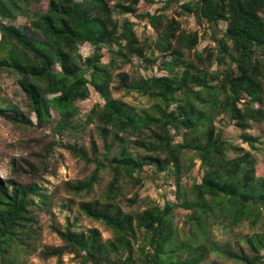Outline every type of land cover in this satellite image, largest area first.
Returning a JSON list of instances; mask_svg holds the SVG:
<instances>
[{
  "label": "trees",
  "instance_id": "obj_1",
  "mask_svg": "<svg viewBox=\"0 0 264 264\" xmlns=\"http://www.w3.org/2000/svg\"><path fill=\"white\" fill-rule=\"evenodd\" d=\"M171 4L205 24L214 45L189 56L199 33L166 15ZM263 12L264 0H0V80L5 72L16 76L36 123L1 93L0 117L42 126L53 121L54 110L55 130L61 133L72 125L80 112L77 101L89 98L91 87L104 99L79 123L97 122L106 151L100 158L94 140L91 151L83 143H67L95 169L64 187L89 196L101 171L111 174L101 195L79 201L78 210L103 223L112 236L104 239L96 227L56 228L63 243L43 246V258L69 253L79 264H201L216 252L240 264H257L264 257V159L233 143L218 126L227 119L241 130L242 142L261 150V139L248 130L264 122ZM117 13L143 22V34L136 33V21ZM19 17L30 25L16 24ZM221 22L227 27L220 33ZM85 43L94 51L83 57ZM133 56L157 65L161 74L115 73ZM114 90L136 92L149 105H132ZM116 145L118 153L111 156ZM197 162L202 180L187 185L184 178ZM148 169L174 179L176 200L126 211L124 180L140 184ZM51 206L39 183L0 178V264H27L41 246L38 211ZM179 210L185 211L182 227ZM219 222L261 230L243 237L248 251L235 250L211 238L212 225Z\"/></svg>",
  "mask_w": 264,
  "mask_h": 264
},
{
  "label": "rangeland",
  "instance_id": "obj_2",
  "mask_svg": "<svg viewBox=\"0 0 264 264\" xmlns=\"http://www.w3.org/2000/svg\"><path fill=\"white\" fill-rule=\"evenodd\" d=\"M264 16V12L262 13ZM166 15L174 17L180 22L182 28L187 30H197L200 36L199 44L188 51L189 56H193L196 51H201L206 46H213L210 40V32L205 24L198 25L193 16L182 13L177 4H171ZM119 19L125 17L137 22L136 33L141 36L144 32V23L138 20L134 15H115ZM18 25L29 26V20L19 17L15 22ZM227 23L221 22L219 32L226 29ZM115 47V45H113ZM94 46L85 43L80 47V53L83 57L93 53ZM104 62L110 61L111 54L108 53L107 47L104 48ZM147 55L152 56L149 50ZM157 55V54H155ZM211 69H215L216 65H210ZM126 71L131 75L152 76L161 74L157 65L145 64V62L137 56L132 57L130 63L124 64L121 69L115 71ZM116 85V83H114ZM0 93L3 98L12 101L22 110H24L36 123L34 112L29 107V100L17 82L14 74L4 73L0 80ZM114 96L138 107L148 106L147 97L139 95L136 92L127 93L124 90H114ZM96 103L103 104L104 99L91 87L90 97L77 101L79 114L73 118L72 125L65 128L63 132H57L55 125L59 120L56 111H52L53 121L48 125L27 126L22 124H13L5 118L0 117V178L15 179L24 184L37 182L43 188L52 201L50 210L41 208L39 212L41 234L38 251L28 256L27 264H79L74 254H65L62 258L50 257L43 258L40 250L43 246H58L63 243L60 235L55 231L56 228L65 230L68 227L76 231L88 230L91 227L98 228L104 239L112 236L111 230L106 226L89 218L78 210V203L81 200L98 197L107 186L111 174L108 171H101V180L96 185L95 190L89 196H79L69 193L65 190L66 181L80 180L90 175L95 169V164H88L83 159L75 156L65 145L67 143H83L90 150L91 142L94 140L98 148V156L103 157L106 151V142L100 135L97 122L87 124L85 127L79 123V119L84 122L86 115L94 107ZM219 127L225 129L226 137L239 146L250 149L259 161L264 159V122L252 123L249 133L261 139L260 149H251L249 144L242 142L240 139L241 130L234 123L225 119L218 122ZM111 140V137L108 138ZM118 145L114 147L111 156L118 153ZM134 150V149H133ZM236 153L230 152L229 156H235ZM143 180L140 184H133L130 179H125L124 192L125 198L122 200V206L126 211L137 209L142 210L148 205L158 204L163 206L167 200H176L174 179L166 172L160 173L158 176L152 174L148 169L143 174ZM203 171L199 168V162L196 166L186 174L184 182L191 185L193 182H201ZM126 199H135L136 203L126 201ZM130 203L132 205H130ZM184 210L177 212V221L182 227L184 221ZM261 228L251 229L249 224L245 223L241 226L230 227L226 223H215L212 225L211 238L221 243H229L230 246L238 250L243 247L248 251L243 237L251 234ZM201 264H240L237 260L224 256L222 254L212 252L208 258Z\"/></svg>",
  "mask_w": 264,
  "mask_h": 264
},
{
  "label": "water",
  "instance_id": "obj_3",
  "mask_svg": "<svg viewBox=\"0 0 264 264\" xmlns=\"http://www.w3.org/2000/svg\"><path fill=\"white\" fill-rule=\"evenodd\" d=\"M257 264H264V257Z\"/></svg>",
  "mask_w": 264,
  "mask_h": 264
}]
</instances>
